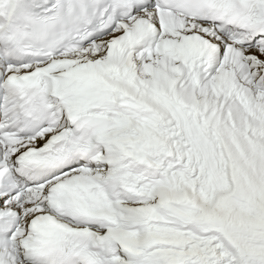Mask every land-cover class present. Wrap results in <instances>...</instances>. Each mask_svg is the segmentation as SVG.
Masks as SVG:
<instances>
[{"label":"snow or ice","instance_id":"6c2138e0","mask_svg":"<svg viewBox=\"0 0 264 264\" xmlns=\"http://www.w3.org/2000/svg\"><path fill=\"white\" fill-rule=\"evenodd\" d=\"M0 264H264V0H0Z\"/></svg>","mask_w":264,"mask_h":264}]
</instances>
